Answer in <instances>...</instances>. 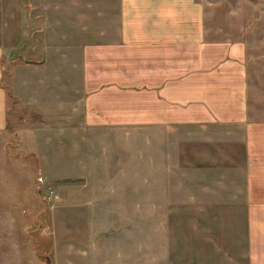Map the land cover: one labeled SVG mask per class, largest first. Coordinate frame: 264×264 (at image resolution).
Segmentation results:
<instances>
[{
	"label": "crops",
	"instance_id": "0c3cea01",
	"mask_svg": "<svg viewBox=\"0 0 264 264\" xmlns=\"http://www.w3.org/2000/svg\"><path fill=\"white\" fill-rule=\"evenodd\" d=\"M74 3L78 8L69 13L66 7ZM95 3L91 26L84 0H49L43 28L48 39L38 46L44 48L45 59L29 63L31 69H45L46 77L37 72L32 78L30 102L23 96L13 100L15 114L11 118L5 87L10 83L1 85L5 80L3 54L7 51L0 45V133L11 126L22 145L18 132L26 125L23 112H28L29 128L56 133L58 146L64 149L69 147L65 137L69 141L73 138L72 148L82 151L100 138L96 133L122 134L123 139V134L137 131L141 132L145 166L153 164L156 149L159 159L174 158L175 165H185L191 172L206 166L209 174L221 175L214 177L216 180H228L236 173L237 195L242 198L238 205L201 208L206 213L240 214L239 256L231 254L239 235L230 232L224 217L222 222L205 223L202 234L196 225V231L188 236L190 254L220 260L219 264H264V116L260 109L249 107L245 43L209 36L204 0H109L110 19L102 16L107 0ZM4 13L0 9L1 20H6ZM25 17L29 18L27 13ZM13 28L14 33H5L0 26V36L22 38L43 31L21 24ZM23 40L15 45L20 47L17 51H22ZM38 48L30 50L39 53ZM20 84L25 85L24 79ZM88 134H93L94 140H89L92 135ZM87 150L82 152L84 159L79 156L67 162L70 167L61 176L49 177L38 160L39 170L49 180L81 182V192L84 186L90 189V181L110 180L112 174L103 178L98 176L102 173L88 172L95 159L88 158ZM100 163L107 165L108 161ZM186 210L196 213L199 207ZM9 219V236L0 237V264H46L47 258L53 260L51 253H38V239L30 248L13 215ZM51 250L57 252L56 248ZM54 256H60L62 264H90L84 247L76 253L68 248Z\"/></svg>",
	"mask_w": 264,
	"mask_h": 264
},
{
	"label": "rangeland",
	"instance_id": "374dc122",
	"mask_svg": "<svg viewBox=\"0 0 264 264\" xmlns=\"http://www.w3.org/2000/svg\"><path fill=\"white\" fill-rule=\"evenodd\" d=\"M73 1L75 0H70L71 3ZM204 1L209 36L245 43L251 90L249 107L260 109L264 116V0ZM48 2L49 0H0V9L5 12L6 17V20L0 19V26L6 29L5 33H14V24L26 26V29L37 26L38 30H43L46 26ZM95 2L96 0H84L87 24L91 26ZM103 5L102 16L110 19L112 10L109 0L105 7ZM66 8H69V13H73L78 8V3ZM26 13L29 18L25 17ZM23 38L22 51H17L20 47L15 45ZM47 39L45 30L38 35L22 38L0 36V45L7 51L3 54L5 80L1 85L10 83L5 84L10 98L9 118L15 114L13 100L23 96L26 102H30L32 78L37 77L38 73L40 77H46L45 69H31L29 63L45 59L44 48L38 46L45 45ZM31 47L38 48L39 53L31 52ZM41 50L43 53H40ZM70 74L72 77L74 71L71 70ZM23 79L25 85L21 87ZM26 102L24 104L29 105ZM23 113L26 125L18 132L22 145L11 126L0 133V237L9 236L11 214L22 237L28 240L29 247L35 244L34 239H38V253L52 254L53 260L46 259L51 264H62L61 257L54 256L55 253L61 255L68 248L76 253L78 248L83 247L89 253L90 264L221 263L220 260L205 259L204 255H199L198 258L194 253L191 255L188 236L196 231V225L202 234L205 223L222 222V217L224 221H229L230 232L239 235L243 224L240 214L232 211L227 214L221 211L206 213L201 208L205 205H238L242 198L237 195L239 185L236 173H231L228 180H216L214 177L221 175L209 174L206 166L191 172L189 167L184 168L185 165H175L174 158L159 159L156 149L154 158L151 159L153 164L145 166L141 132L137 131L123 134V139L122 134L96 133L100 138L97 137L92 146H87L89 150L82 151L72 148L73 138L69 141L65 137L69 147L64 149L58 146L56 133L29 128V113ZM21 119L22 116L19 115L18 120ZM88 135H92L89 140H94L93 134ZM51 138L55 142L49 141ZM86 150L88 158L95 159L88 165V172L102 173L98 176L103 178L106 173L112 174L110 180L90 181V189L87 190L84 186L85 190L81 192V182L49 180L39 170L38 160L49 177L61 176L66 173L65 168L70 167L67 162L79 156L84 159L82 152L85 154ZM116 158L117 161L114 160ZM103 159L108 161L107 165L100 163ZM184 159L183 157L182 160ZM159 161H165V164H159ZM147 171L149 173L144 174ZM67 189H71L68 197ZM189 206L199 207V211L189 213L186 210ZM240 238L239 235L236 244L231 246L233 256L238 257L240 254ZM176 243L178 244L175 245ZM52 247L57 252L51 250ZM201 247L203 246H199L200 249ZM38 258L43 261L41 257Z\"/></svg>",
	"mask_w": 264,
	"mask_h": 264
},
{
	"label": "built area",
	"instance_id": "2783aa9c",
	"mask_svg": "<svg viewBox=\"0 0 264 264\" xmlns=\"http://www.w3.org/2000/svg\"><path fill=\"white\" fill-rule=\"evenodd\" d=\"M50 193H52V191Z\"/></svg>",
	"mask_w": 264,
	"mask_h": 264
},
{
	"label": "water",
	"instance_id": "95a60500",
	"mask_svg": "<svg viewBox=\"0 0 264 264\" xmlns=\"http://www.w3.org/2000/svg\"><path fill=\"white\" fill-rule=\"evenodd\" d=\"M46 264H49V263H46Z\"/></svg>",
	"mask_w": 264,
	"mask_h": 264
}]
</instances>
